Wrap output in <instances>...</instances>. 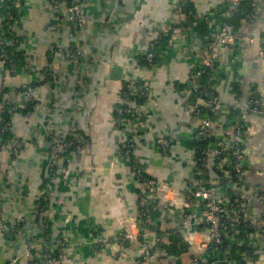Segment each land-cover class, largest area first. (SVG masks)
I'll return each instance as SVG.
<instances>
[{
  "label": "crops",
  "instance_id": "1",
  "mask_svg": "<svg viewBox=\"0 0 264 264\" xmlns=\"http://www.w3.org/2000/svg\"><path fill=\"white\" fill-rule=\"evenodd\" d=\"M7 1L11 0L3 1L0 12ZM187 1L195 11L194 21L186 17L183 22L184 28L191 26V39L183 37L173 45L160 72L151 76L152 95L145 104L149 129L138 138L133 157L147 176L169 185L175 193L164 194L168 200L160 199L145 236L126 240L127 231H145L137 214L139 197L146 189L133 177V164L116 158L120 135L114 122L115 108L127 78L149 77L142 57L149 44L167 30L175 7ZM226 1L81 0L86 23L77 33V48L89 55L79 65L62 55L53 57L49 50L52 44L65 48L70 43L68 34L60 37L50 32L52 25L67 26L68 0H62L58 7L49 0H12L18 12L15 22L10 15L0 13V35L1 30L5 33V21H13L10 29L18 49L24 58L32 59L30 70L20 65L14 71L0 59V101L21 104V88L33 85L37 102L29 116L17 110L10 118L11 139L19 140L23 147L19 157L0 150L1 216L12 224L25 215L27 233L36 242L59 237L70 243L66 258L56 264H189L196 251L200 252L206 241L202 210L194 207L185 213L182 206L189 182L202 190L208 181V176L193 164L192 135L201 121L203 101L190 92L189 83L192 66L209 53L215 32L205 18ZM253 6L255 20L241 19L234 26L239 39L235 52L241 61L233 62L229 53L222 58L229 63L218 84L225 104H243L251 97L264 101V5ZM202 21L208 24L207 30L202 29L203 34L208 33L204 39L194 29L196 22ZM115 64L123 66L119 80L112 79L111 67ZM237 76L245 81L239 86V100L232 92ZM4 110L0 105V127ZM245 122L248 168L242 184L230 180L227 166L221 169L228 202L264 190V114L249 115ZM49 129L63 137L77 135L88 140L83 155L71 149L67 155L72 157V165L60 163L53 179L48 178L52 158ZM160 136L173 139L170 153L156 147ZM215 142L219 146L222 140ZM62 171L70 172L65 175ZM35 209L44 216L45 225L37 224ZM245 214L248 219L263 218L264 203L251 201ZM185 215L194 245L187 241L184 231L165 233L162 229ZM101 238L113 244H97ZM27 239L3 233L1 218L0 264H33L28 258L14 263L26 249ZM147 244L154 246L149 260L143 251ZM242 247L243 240L231 243L224 251L211 247L202 253L203 262L228 264L229 260L243 258L247 264H264V233H257L253 255L245 256Z\"/></svg>",
  "mask_w": 264,
  "mask_h": 264
},
{
  "label": "built area",
  "instance_id": "2",
  "mask_svg": "<svg viewBox=\"0 0 264 264\" xmlns=\"http://www.w3.org/2000/svg\"><path fill=\"white\" fill-rule=\"evenodd\" d=\"M4 0H0V9ZM62 0H49L50 4L58 7ZM243 0H227L222 8L214 12H209L205 19L215 28L212 36L209 53L201 58L191 68L189 90L199 96L203 101V111L201 113V121L195 128L192 135V141L196 143L206 141L207 138L222 140L219 146L214 143H209L205 148H191L194 152L193 164L197 170L204 172L208 176V181L205 189L199 190L193 182H189L188 196L183 202L185 213L192 208L202 210L203 225L206 230L205 242L201 246L200 252L196 251L189 264H204L202 253L214 247L216 250L224 251L231 243L243 240V245L247 249L254 250L257 242V233H264V217L258 219H248L246 210L253 200H258L264 203V190L260 192L248 193L240 198L230 200L226 197L224 189V179L218 176L217 171L227 166L231 170L230 180L237 185L242 184L243 179V164L246 160V149L244 145V135L247 130L245 119L249 115L264 114V101L258 97H251L243 104L231 105L225 104L219 95V79L221 75L228 71V61H223L225 53L232 56L233 62H240L241 57L235 51L239 44V39L233 31L230 21L241 10ZM254 5H264V0H253ZM68 24L65 28L57 25L50 27V32L62 36L68 34L70 43L67 47L61 48L58 45L52 44L49 48L51 55H62L73 64H81L89 55V52L80 51L77 48V33L85 26L86 15L85 9L81 4V0H68L67 2ZM181 4H178L170 18L167 30L153 40L144 53L143 57L147 62L144 65L148 70L149 77L145 76L142 80H137L135 77H129L124 81L120 92V102L115 108V126L119 131L120 145L117 150L116 158L118 161H132L136 148L137 140L148 129V121L145 115V104L150 100L152 95V75L160 72L164 58L169 54L173 45L181 42V39L189 38L192 35L190 29L183 27V22L186 21V16L180 10ZM246 20L253 22L255 14H248ZM15 22V20H13ZM11 21V22H13ZM168 36V46L160 45L163 37ZM191 39V38H189ZM14 47L18 52L19 45L15 39L5 37V33L1 30L0 35V59L6 66V59L3 54V49ZM32 59L25 57L22 66L26 70H30ZM17 66L13 65L9 70L14 71ZM204 78L207 79L204 84ZM235 82L240 86L245 83L241 77H236ZM33 85H26L21 88L23 102L15 104L6 100H1L2 108L10 107V111L15 112L19 109H27L28 103L36 101L35 89ZM235 95V94H234ZM239 100V96L235 95ZM231 109L237 111V116L233 118L229 124V114ZM5 111V110H4ZM31 113H28V116ZM11 118V117H10ZM0 132L11 133V120L6 126L0 127ZM47 137L51 142V162L48 166V178L53 179L56 174V166L60 163L72 165V157L67 155L71 149L75 148V153L83 155L88 145V140L82 136L73 135L70 138L55 134L49 129ZM215 142V141H214ZM173 139L167 136H160L156 139L155 145L163 153L168 154L172 149ZM23 145L19 140L11 138H0V150L9 152L14 157H19ZM229 152L225 154L224 152ZM225 165V166H224ZM70 172V171H69ZM68 171H62V174L68 175ZM133 177L143 184L145 193L139 197V219L141 228L144 233H132L127 231L124 233L126 240H140L145 236L146 230L153 223V211L151 207L159 206L160 199L166 200L164 194L173 193L174 190L167 184L159 183L154 179H145V172L141 166H133ZM229 178V177H228ZM175 193V192H174ZM226 197V198H225ZM168 200V199H167ZM173 201V200H170ZM33 214L39 226L45 225V218L39 209H35ZM2 218V230L5 234H14L16 236H26L27 246L23 253L18 256L14 263L20 258H28L33 261V264H56L66 258L68 246H71L64 238L46 239L42 242H36L28 235V222L25 215L14 223H6ZM183 219L176 221L173 225L164 224L162 229L165 233H174L176 231H184L187 241L194 245V234L188 232V222ZM243 231V232H242ZM117 242V241H116ZM113 244V241L101 238L97 240V244ZM154 246L147 244L144 246L145 259L149 260L153 254ZM249 250V251H250ZM56 253V255H55ZM248 256V252H243ZM228 264H240L236 260H229ZM247 264V263H246Z\"/></svg>",
  "mask_w": 264,
  "mask_h": 264
},
{
  "label": "trees",
  "instance_id": "3",
  "mask_svg": "<svg viewBox=\"0 0 264 264\" xmlns=\"http://www.w3.org/2000/svg\"><path fill=\"white\" fill-rule=\"evenodd\" d=\"M253 3H254L253 0H243L242 1V3H241V10L237 14H235L234 17L232 18V20L230 21V25H231V27H232V29H233L234 32H235L234 26L237 24V22L240 21L241 19L242 20L245 19L248 14H252L254 12ZM9 5H11V7H12V8H10V10L7 9V6H9ZM220 8H222V6ZM220 8H218V10ZM180 10H182V13L185 14V16L187 17V20L189 22L190 21H194V19L192 18L193 17L192 15L195 13V11H194V8H193L192 4L189 1L182 3ZM0 13H2L5 16L6 15H10L12 17L11 18L12 20L15 19L18 16V12L13 7L12 0L11 1H7L6 5L4 6L3 10H1ZM4 25H5L4 26L5 37H7L9 39H14L13 34L11 32V29H10L11 22L6 20L5 23H4ZM195 26H196V28H194L195 29V33L198 34V36H202V38L204 39L207 36L208 33L203 34L202 33V29L203 28H204L203 30H207L208 29L207 28L208 27L207 22L206 21H202L200 23L196 22ZM15 40L17 41V39H15ZM168 40H169V37L168 36L163 37L162 40H161L160 45H162L163 47L168 46ZM3 54H4V57L6 59V67L8 69H10L13 65L20 66V65H22L24 63V59H25L24 58V55L22 54V52H18L14 47L4 48L3 49ZM141 63L143 65H147V62L145 61V58L144 57H142ZM206 81H207V79L204 78V81H203L204 84H206ZM232 92L235 95H237V96L240 95V88H239V85L236 82H234L232 84ZM36 105H37V102L34 101V102H31V103H28V108L27 109H19L18 111H21V112L26 113V114L29 113V112L32 113L34 111ZM13 113L14 112L11 113L10 107H6L5 108V111H4V114H3L2 126H6V124L9 122L10 117H11V115ZM237 113H238L237 111L231 109V114H229V116H228L229 117V120H230L229 121L230 122L229 124H231V121L233 120V118L235 116H237ZM11 136H12V134L9 133V132H0V137L1 138H6L7 139V138H11ZM68 138H70V137H68ZM214 141L215 140L213 138H210V137L207 138L206 141L199 142V143H196L195 141H192L191 142V148L196 147V148H198V150H200V149L205 148L211 142L215 144L216 142H214ZM224 153L226 155L229 154V152H226V150H225ZM131 163L133 164V166H139L140 165L137 162H135L134 160H132ZM228 171H229V175H232L231 174L232 173L231 170L229 169ZM216 172L218 173V176L219 177L222 178L224 176L222 174V171L221 170L220 171H217L216 170ZM144 177H145V179H151L146 174H145ZM47 183L48 182H46V184ZM150 210H152L153 211V214H155V211L156 210H155V207L154 206L151 207ZM240 250L242 252H248L249 255H253L254 252H255V250H250L249 248L247 249L246 247H242ZM55 255H56V253H55ZM238 262L240 264H246V261L243 258H240L238 260Z\"/></svg>",
  "mask_w": 264,
  "mask_h": 264
},
{
  "label": "water",
  "instance_id": "4",
  "mask_svg": "<svg viewBox=\"0 0 264 264\" xmlns=\"http://www.w3.org/2000/svg\"><path fill=\"white\" fill-rule=\"evenodd\" d=\"M111 69H112V75L114 74L112 76V79L113 80L121 79V75L123 73V66L115 64V65H112ZM246 156H248L247 153H246ZM243 168H244V170L248 168V161L247 160L244 162Z\"/></svg>",
  "mask_w": 264,
  "mask_h": 264
}]
</instances>
